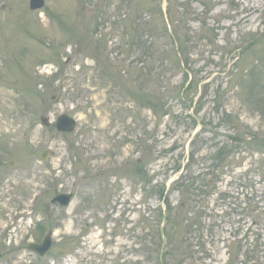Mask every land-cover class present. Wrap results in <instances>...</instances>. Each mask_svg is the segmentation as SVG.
I'll return each mask as SVG.
<instances>
[{
	"label": "rangeland",
	"instance_id": "obj_1",
	"mask_svg": "<svg viewBox=\"0 0 264 264\" xmlns=\"http://www.w3.org/2000/svg\"><path fill=\"white\" fill-rule=\"evenodd\" d=\"M29 3L0 0V264H264V0ZM137 22L169 55L140 84Z\"/></svg>",
	"mask_w": 264,
	"mask_h": 264
},
{
	"label": "trees",
	"instance_id": "obj_2",
	"mask_svg": "<svg viewBox=\"0 0 264 264\" xmlns=\"http://www.w3.org/2000/svg\"><path fill=\"white\" fill-rule=\"evenodd\" d=\"M181 20L183 21L182 18H181ZM150 21H152V16H151ZM153 22H154V20H153ZM151 23L152 22H149V23L137 22V23H134V27H133V29L137 33L133 37V39L131 41V47H132L131 49H134L135 46H138V50H140V55L137 58V60L142 63V67H139V66H136L135 67L136 68L135 71H139L138 74H136L137 75V82L139 84H140V82H142V79H143L142 78V75L144 73L150 72V70L153 68L152 64H153L154 60L157 61L158 59H164V57H168L169 56V55L166 56V54H164V57H163V52L162 51H155V50H153L152 49L153 48V45H151L152 42L151 43H148V40H145L144 39V35L147 34V32H148V37H151V35H152V33H151L152 31L149 28V26L151 25ZM145 29H147V30L149 29V31L144 32ZM172 29H174V30H173V32H171V35H170L169 32L167 33V35H170L171 36V37L170 36H168V37L173 42L174 41L177 42L178 40H180L181 35L183 34L182 33L183 27H181V24H180V26H178L176 24V25H174L172 27ZM187 38H188L187 40H190V37H187ZM181 44L183 45V41H181ZM149 65L151 66L150 68H149ZM135 71H133L134 74L136 73ZM134 74H132V75H134ZM190 181H191V179H190ZM188 182H189V179H187V182L185 180L184 183H188ZM166 259L167 258L160 260L162 262V264H169V262L168 263H165L164 262ZM171 264H173V263H171Z\"/></svg>",
	"mask_w": 264,
	"mask_h": 264
},
{
	"label": "water",
	"instance_id": "obj_3",
	"mask_svg": "<svg viewBox=\"0 0 264 264\" xmlns=\"http://www.w3.org/2000/svg\"><path fill=\"white\" fill-rule=\"evenodd\" d=\"M45 0H31L30 1V7L33 9L40 8L44 5ZM42 123L44 125H50V120L48 117H42L41 118ZM76 127V121L73 117L62 114L57 119V128L61 131H73ZM49 152L45 151L42 154V158L46 159L48 157ZM72 195L71 194H60L57 197L53 199V202L57 203L59 202L61 205H67L70 202ZM52 241L50 237H46L44 241L40 244L38 243H32L29 248L39 254H44L51 246Z\"/></svg>",
	"mask_w": 264,
	"mask_h": 264
}]
</instances>
